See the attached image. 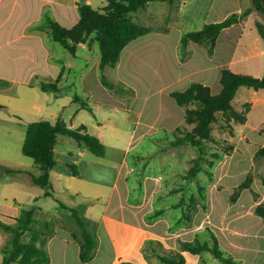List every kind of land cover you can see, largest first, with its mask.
<instances>
[{"label": "crops", "instance_id": "0c3cea01", "mask_svg": "<svg viewBox=\"0 0 264 264\" xmlns=\"http://www.w3.org/2000/svg\"><path fill=\"white\" fill-rule=\"evenodd\" d=\"M174 2L178 6L175 17L164 19L161 27L150 24L151 32L131 41L123 50L115 68L127 66L123 59L124 54H127L126 60L130 62L138 56L141 48L152 46L159 49L157 53L171 57V61L166 63L165 77L161 75L160 78L165 83L179 85L182 87L181 90L187 89L191 83L197 81L211 86L214 93H219L222 90L220 79L225 68L257 77L264 76V38L259 31L258 19L254 13H248L239 22L224 28L217 38L213 54L209 53L205 45L191 41L187 48L188 54L184 58L181 55V40L185 33L201 30L207 23L223 21L233 13L247 12L250 3H246V0H223L222 9H219L217 0H175ZM48 17L54 18L66 27H73L80 19L78 0H0V67L2 69H0V104L8 107L5 109L8 114L0 113V165L3 170L9 167L32 172L24 159L14 156L13 150L16 147L22 149L28 124L36 120L55 122L59 116H62L69 127L77 128L85 124L88 131L96 134L106 147L109 145L102 132L104 127L102 120L97 118V123L93 122L94 128L84 122H78L80 113L87 110L88 106L82 104L75 113L72 112L69 115L70 122L60 114V111H65L77 101L74 92L68 88L62 89V86L78 81L75 77L69 81V75L72 73L86 72L99 44L89 38L86 42L78 44L76 54L69 51L74 59L65 57L53 43L56 40L51 28L47 26ZM148 36H151L152 40L145 42L144 38ZM132 42L135 43L131 45ZM81 56L87 60L78 62ZM90 75L86 72L80 76L84 92L93 90ZM57 79H59V91H44L41 88L42 81L51 82ZM126 81L123 80L125 84ZM172 91L168 93L170 97H173ZM233 105L239 111L245 110L248 105L246 120L243 123H233L234 132L231 134V142L234 144V149L215 163L214 179L207 188L208 212L205 207L203 208L205 211L198 208L194 216L196 222L193 221L194 224L190 226L179 227L176 224L183 215L184 207L182 204L179 206L181 209L176 207L174 200L184 194L183 188L180 190V195L170 192V195H174L170 200L168 194L159 200L157 197L155 204L152 202V207L149 208V202L153 201L163 188L159 179L152 183L154 190H151L150 185L146 183L149 193L145 201L151 200L146 205L142 204L143 212L141 208L134 212L138 217L137 220H121L116 214L109 213V206L116 196L121 208L125 209L129 187L125 193H121L120 181L123 176L127 179L134 169L133 165L125 156L114 162L106 160V154L94 158L89 155L91 149L78 142L75 150L68 146L66 139H62L63 136L70 135L59 134L55 146L58 163L51 171L55 195L59 198V194H64L69 201L73 199V205H77L78 200L81 203L87 202L85 213L88 218L91 210L97 213L99 247L92 260L83 262L80 258L81 244L75 237L74 229L66 225H55L48 232L50 234L43 244L50 255L48 264H116L123 257L121 228L126 231H137L138 238L143 234L161 238L168 247L180 250L181 248H177L181 240L192 241V238H186V235L197 238L198 233L202 232L206 225H213L221 246L236 259L244 264H264V260L261 261L256 256V253L258 256L261 254L264 256V218L255 212L256 207L264 201V156L257 157L259 149L264 147V88L241 86L233 100ZM164 112L160 111L159 119H163ZM179 113L181 112L173 107L166 113L162 124L151 125L140 134L139 139L147 137L153 130L163 134L179 127L185 120V108L184 113L182 112L183 122L178 117ZM95 114L97 115L96 111ZM27 116L35 118L28 119ZM142 123L143 120L138 121V124ZM1 127L5 130H1ZM93 129H97L98 132ZM137 135V131H134L131 138L135 139ZM15 138H18L17 144ZM61 140L63 143L59 150ZM116 148L122 150L120 146ZM68 163L77 164L80 173L75 175L67 166ZM250 174L251 186L242 191L236 202H232L231 196L236 187ZM11 175H27L32 180L30 174L24 171L14 172ZM15 183L14 179L6 180V184L11 186ZM23 186L11 190L14 194L10 202L0 201V221L9 224L8 217H13L15 221V217L21 214L25 203L16 195L17 192H27L24 188L28 185ZM44 192L45 189L41 193L44 198H53L45 197ZM41 194L33 195L32 200L27 203L37 204V201L43 198L40 197ZM36 197L38 200L34 202ZM100 207L101 213H99ZM153 211L158 216L155 221L148 223L147 216ZM174 215H178L176 221ZM8 237L9 234L0 225V253L7 244ZM251 252L255 253L257 260L249 258ZM184 253L186 255V251Z\"/></svg>", "mask_w": 264, "mask_h": 264}, {"label": "rangeland", "instance_id": "374dc122", "mask_svg": "<svg viewBox=\"0 0 264 264\" xmlns=\"http://www.w3.org/2000/svg\"><path fill=\"white\" fill-rule=\"evenodd\" d=\"M108 1L109 0H87V3L92 4L96 8H101L107 5ZM262 1L264 3V0ZM79 2L80 0H78V3ZM246 3H249V0H246ZM222 5L223 0H217V7L219 9H222ZM177 7L176 2L151 1L147 8L133 13V15L134 19L141 23L147 25L153 24L154 27H161L163 26L164 19L175 17ZM254 16L257 17V19L259 18L255 13ZM150 37L151 36L144 38L145 42H150L152 40ZM93 42L95 41L93 40ZM53 43L60 54L67 58L74 59L69 50L60 42L53 41ZM134 43L135 42H132L131 45ZM151 50L153 52H150ZM157 51H159V49L152 46L141 48L138 56L134 57L130 62L126 60L127 54L123 55V59L125 63H127V66H121L120 69L108 66L103 70L99 64L101 52L97 45L93 54L94 59L90 62L86 70L89 75L91 74V88L93 90L84 92L82 88L83 84L80 76L86 72L72 73L69 75V81L73 80L74 77L76 79L78 78V81L76 80L77 82L74 84L69 82V84L63 85L62 89L68 88V90L74 92V96L79 97V100H83L89 104V108L80 113L78 122H84L89 124L91 128H94L93 122L97 123V118L103 121L104 127H102V132L105 140L109 144L108 147H106V160L114 162L125 156L134 167L127 179L123 176L120 181L121 193H125L129 187V193L126 197L128 201H126L125 209L121 208L118 196H116L109 206V213L116 214L121 220H137L138 217L135 216L134 212L140 208L143 212L142 204L146 205L151 200L145 201L149 193L146 183L150 185L151 190H154L155 187L152 186V183H155V180L159 179L163 188L158 192V196L153 198V201L149 202V208L152 207V202L155 204L157 197H159V200L168 194L167 197L170 200L174 196L170 195V192L179 194L180 190L183 188L184 194H179L180 196L174 200L176 207L181 206V204L184 207L183 215L176 224L179 227L182 225L190 226L196 222V220H194L195 213L197 212V210L195 211L196 205L200 210H204V207L207 208L206 212H208V184L213 182L215 163L226 154H230L234 149V144L231 142V134L234 132L233 123L235 121L232 120L231 124H227L225 115L222 113L220 114L218 121L214 123L213 126L214 139L207 142L204 149H202L205 153L204 157L207 159L203 163V169L196 177L190 178L188 170L193 165L194 158L198 156L199 149L191 144L175 145L174 143L177 137L183 136L187 130H192L195 125L189 124L185 120L184 122L182 121V112L184 113L185 106L179 105L173 97L169 96L168 93L170 91L181 90L182 87L162 81L163 79H161L160 76L162 75V77H165L166 63L171 61V57H168L169 55L164 56L160 52L157 53ZM86 60L87 59L81 56L78 62ZM97 77H100V79H97ZM123 80H127L126 84ZM54 97L56 98V96ZM81 105V101L77 100L73 102L72 106L67 107L65 111H60V114H63L66 120L70 122L71 119H69V115L72 112L75 113L77 108ZM90 105L93 109H91ZM173 107L181 112L178 114V117L181 118L180 121L183 122L182 125L171 130V132L168 130L163 134L153 130L147 137L139 139L140 134L144 132V130L149 129L151 125L155 124V126H159V124H162V121L166 118V113L171 111ZM161 110L163 112L165 111L164 114H162L165 115L163 119H159ZM0 113L8 114L5 110H0ZM27 118L31 119L35 117L27 116ZM139 120H143V123L138 124ZM230 126L232 128H230ZM1 130H5V128L1 127ZM93 130L98 132L97 129ZM134 131H137L138 135L137 138L132 139L131 134ZM89 132L92 133L91 131ZM17 139L18 138H15L16 144ZM62 139L68 141V146L75 150L77 149L78 141L75 138L63 136ZM62 143L61 140L58 148L59 150ZM118 146H120L122 150H118L116 148ZM13 154L16 158L24 159L25 164L28 165L27 167L32 170L33 173L39 174L41 172L35 160L25 155L22 149L17 147L14 148ZM216 154H219L220 158H216ZM89 155L98 158L96 157L98 155L96 153L94 154L93 151H91ZM173 158L179 161L175 162ZM2 168L3 167L0 165V201L10 202L13 200L14 194V191L11 190H15L27 184L28 187L24 188L27 192H17L16 196L25 203L24 208H30L32 204L27 202L32 200L33 195L41 194L44 188L32 182L31 178L27 175H11L10 173H5ZM7 179H14L16 183L13 186L6 184ZM40 197H43V194H41ZM59 198L66 204L75 207H81L83 203H87H81L78 200L77 205H73V199L69 201L68 197L64 194H59ZM37 200L38 198L36 197L34 202ZM215 200H217V197ZM169 203L168 201V205ZM36 205L38 206V210L35 218L36 221L34 222L35 227L42 231L48 230V233L53 229V226L60 224L70 226L76 233L80 232L79 226L72 216V212L60 206L53 198H40ZM217 205L219 204L217 203ZM179 208L181 209V207ZM174 211L178 212L177 209H174ZM99 213H101V207ZM89 214V219L98 227L99 218L96 217L97 213L91 210ZM85 215L88 217L87 213H85ZM157 216L158 214L153 211L149 213L147 219H145L148 223H151L155 221ZM174 216L176 221L178 215ZM7 221L13 225L17 224L16 217L15 221L13 217H8ZM174 228H176V226ZM6 232L9 234L7 239V244H9L11 242L12 233ZM214 232L215 228L213 225H206L204 230L198 233L197 238L195 236L193 237V235H186L185 237L192 238V241L198 239V241L201 242L208 241L212 243ZM49 234L50 233L47 234L46 240ZM120 234L123 235L121 243V245H123V251H121L123 257L120 258L116 264H120L125 260H129L135 264H163L159 256L161 254H168L173 250L168 247L161 238H156L152 235L143 234L138 238L137 231H126L123 230V228L120 229ZM27 239H29V237ZM180 248H182V245L179 243V248L177 249ZM2 253H0L1 264L4 256ZM186 256L189 264H224L207 250L200 254L186 252ZM256 256L259 260H264L262 254L258 256L256 253ZM256 256L255 253L251 252L249 258L255 261L257 260Z\"/></svg>", "mask_w": 264, "mask_h": 264}, {"label": "trees", "instance_id": "16d2710c", "mask_svg": "<svg viewBox=\"0 0 264 264\" xmlns=\"http://www.w3.org/2000/svg\"><path fill=\"white\" fill-rule=\"evenodd\" d=\"M151 1H168L174 3L175 0H109L107 5L96 8L90 3H78L80 11L79 21L71 28L62 25L52 17H48V25L52 30L53 37L60 42L71 53L76 54L77 46L81 42H86L92 38L99 44L101 52V69L106 67H116L120 61L121 54L125 47L133 40L148 34L152 28L134 19L133 13L147 8ZM258 6L264 10L262 0H256ZM253 12L249 6L247 12L233 13L225 20L215 23H207L201 30L190 31L183 35L181 40V55L184 58L188 54V44L191 41L205 45L210 54L214 53L217 38L226 27L242 20L248 13ZM258 28L264 38V22L258 18ZM92 40V41H93ZM59 79L56 81L40 83L44 91H59ZM222 90L214 93L211 86L202 82H193L185 90H174L171 96L175 98L179 105L185 106V121L194 124L192 130H187L183 136L177 137L175 145L191 144L199 149V154L193 160V165L188 170L190 178H194L203 169L204 149L207 142L214 139L213 126L218 121L220 114L225 115V121L231 124L232 120L243 123L246 120L248 105L243 111L237 110L233 105V100L241 86H249L255 89L264 88V76L257 77L250 74L235 72L225 68L220 79ZM81 101L88 106V102ZM8 107L0 104V110ZM232 126V125H231ZM230 126V128H232ZM59 134H67L75 138L80 144L91 149L98 156L106 154V144L96 135L90 133L85 124L77 128L69 127L65 119L59 116L55 122L50 120H36L28 124L22 151L25 155L32 157L40 167L41 173L36 175L28 170H16L5 167V173L24 171L30 174L34 183L45 189V197H53L60 206L69 209L79 226L80 232L75 237L81 244L80 258L83 262L92 260L99 247V237L96 224L86 217L85 206H69L55 195V190L51 181V171L57 165L58 160L55 155V146ZM264 156V147L259 149L257 157ZM216 158H220L216 154ZM75 175L80 173L77 164L67 165ZM252 175L250 174L241 184L236 187L231 196V201L236 202L242 191L250 187ZM203 188V187H201ZM197 205L195 211L197 210ZM38 206L32 205L30 208H23L21 214L16 217L17 224L10 225L0 221V225L8 232L12 233L11 242L3 249L2 264H48L50 255L43 244L47 237V232L34 226L36 221ZM255 212L264 218V202L260 203ZM186 215V213H185ZM49 227V226H48ZM29 237V239H27ZM211 242L185 241L181 240L182 248L173 250L168 254H161L159 258L163 264H189L184 251L191 254H200L203 251H210L216 258L224 264H244L227 252L220 244L217 235L214 233ZM120 264H135L129 260Z\"/></svg>", "mask_w": 264, "mask_h": 264}, {"label": "water", "instance_id": "95a60500", "mask_svg": "<svg viewBox=\"0 0 264 264\" xmlns=\"http://www.w3.org/2000/svg\"><path fill=\"white\" fill-rule=\"evenodd\" d=\"M85 3H87V0H82V4ZM249 3L253 12L264 22V10L258 6L256 0H249Z\"/></svg>", "mask_w": 264, "mask_h": 264}]
</instances>
